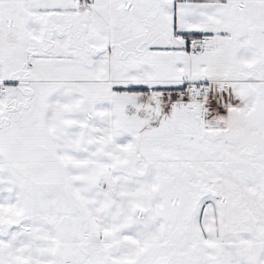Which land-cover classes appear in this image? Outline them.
Instances as JSON below:
<instances>
[{
  "label": "snow or ice",
  "instance_id": "obj_1",
  "mask_svg": "<svg viewBox=\"0 0 264 264\" xmlns=\"http://www.w3.org/2000/svg\"><path fill=\"white\" fill-rule=\"evenodd\" d=\"M0 264H264V0H0Z\"/></svg>",
  "mask_w": 264,
  "mask_h": 264
}]
</instances>
